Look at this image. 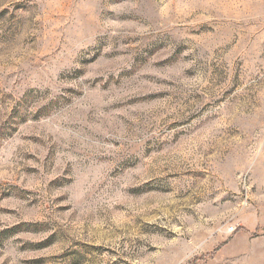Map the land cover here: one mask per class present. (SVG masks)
<instances>
[{
	"label": "rangeland",
	"instance_id": "374dc122",
	"mask_svg": "<svg viewBox=\"0 0 264 264\" xmlns=\"http://www.w3.org/2000/svg\"><path fill=\"white\" fill-rule=\"evenodd\" d=\"M0 264H264V0H0Z\"/></svg>",
	"mask_w": 264,
	"mask_h": 264
}]
</instances>
